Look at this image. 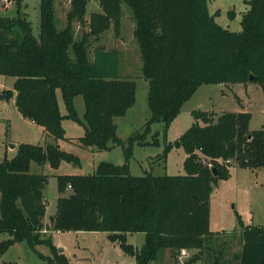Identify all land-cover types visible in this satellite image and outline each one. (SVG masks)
Here are the masks:
<instances>
[{
    "label": "trees",
    "instance_id": "16d2710c",
    "mask_svg": "<svg viewBox=\"0 0 264 264\" xmlns=\"http://www.w3.org/2000/svg\"><path fill=\"white\" fill-rule=\"evenodd\" d=\"M88 2L73 0L67 25L60 29L55 0H40L38 36L21 0L16 16L0 17V74L15 77L14 90L0 87V100L14 99L22 116L55 141H72L64 119L79 122L85 129L79 144L99 150L122 146L126 160L103 161L88 174L58 175L62 195L56 214L45 224L49 175L32 173L31 163L48 162L58 168L62 161L79 163V157L58 142L19 143L15 156L0 161V232L9 234L0 241V256L14 243L26 241L53 264H88L71 263L47 234L88 231L107 232L111 241L136 257L135 264H149L163 249L177 258L183 248L197 251L188 260L196 262L211 249L214 237L210 228L214 185L230 177L232 161L242 168L264 167V127L250 130L248 111L195 110L196 121L174 143L187 153L184 173L134 175L130 158L136 144H159V131L152 140L147 138L153 125L164 123L166 131L201 85L255 82L264 88V0H245L249 9L242 15L240 31L224 28L216 19L220 9L211 13L208 0H99L102 11L89 19ZM122 3L133 12L151 111L142 131L135 130L127 140L118 135L115 119L135 105L137 83L121 74L119 49L98 46L92 59L88 49L89 37L112 25L120 34ZM229 16L233 19L235 11ZM74 17L90 28L81 39L72 26ZM78 95L85 102L84 121L74 105ZM138 232L145 235L140 249L127 241L128 234ZM242 235L236 264H264V225L244 226ZM39 245L48 246L51 254L40 252ZM223 255H216L212 264H221Z\"/></svg>",
    "mask_w": 264,
    "mask_h": 264
},
{
    "label": "rangeland",
    "instance_id": "374dc122",
    "mask_svg": "<svg viewBox=\"0 0 264 264\" xmlns=\"http://www.w3.org/2000/svg\"><path fill=\"white\" fill-rule=\"evenodd\" d=\"M0 0V17H14L18 13L17 0ZM22 11L31 20L33 32L40 33V0H21ZM209 9L214 13L221 10L217 21L233 31L242 29L240 20L245 10L244 0H208ZM74 8L73 0H55V15L58 28L67 25L69 12ZM236 11L235 19H231L229 12ZM99 0H89L85 17L90 18L93 12H101ZM122 26L117 35L113 25L110 30L98 36L89 37V56L93 58V50L98 46L108 49L117 48L121 53V74L133 78L137 83V96L135 105L124 116L116 118L118 135L127 140L135 130L142 131V127L151 117L148 106L149 82L143 76L140 49L134 36L135 20L132 10L126 3H122ZM76 37L82 38L84 32H89L88 24H83L77 17L72 20ZM15 77L0 74V86L14 90ZM61 111L65 113L62 93L58 92ZM74 105L79 117L84 121L85 102L82 95L74 99ZM222 112L248 111L251 113L250 130L264 127V88L258 83H208L199 87L192 98L185 103L179 115L173 120L165 131L164 123H155L153 131L147 138L159 131V144L146 146L134 145L130 158V170L134 175H144L147 170L155 175H177L185 172L184 160L187 153L182 147L174 145L180 137L196 120L193 111ZM21 114L15 102L1 100L0 102V161L4 157H13L17 147L11 145L20 142L46 144L58 142L63 150L74 153L79 157V163L62 161L58 168L52 167L48 162L41 165L32 162V173H45L49 175V182L44 189L47 203L45 222H50L57 212V200L62 195L58 190L57 176L61 174H88L95 172L103 161L122 164L126 160L124 148L114 146L111 149L99 150L96 147L85 148L77 139L85 132L84 126L72 119L66 118L63 125L66 134L72 139L55 141L41 132L38 124L21 122ZM26 119V118H25ZM9 128V130H8ZM8 130V133L6 132ZM173 145L168 149V145ZM233 165V166H232ZM231 175L228 179H221L214 185L210 198L211 219L210 228L214 233L211 249L206 250L202 258L190 263L188 260L194 255L188 250V255L172 257L169 249H163L156 260L149 264H212L216 255L222 252L221 264H236L237 254L243 244V228L247 225H264V167L259 169L242 168L231 162ZM1 194V192H0ZM53 238L54 244L63 250L71 263L90 264H135L136 257L126 253L118 242H113L107 232L88 231H51L47 232ZM9 238L8 233L0 232V241ZM128 243L141 248L145 241L144 233H130ZM45 255H50L46 245L37 246ZM83 260V261H81ZM0 264H53L45 260L32 249L26 241L16 242L0 256Z\"/></svg>",
    "mask_w": 264,
    "mask_h": 264
},
{
    "label": "crops",
    "instance_id": "0c3cea01",
    "mask_svg": "<svg viewBox=\"0 0 264 264\" xmlns=\"http://www.w3.org/2000/svg\"><path fill=\"white\" fill-rule=\"evenodd\" d=\"M244 4H245V10H244V12H246L248 9H249V5H247L246 3H245V0H244ZM218 10V9H217ZM221 11V10H220ZM235 11V10H234ZM211 12V11H210ZM243 12V13H244ZM219 17V16H218ZM235 17H236V11H235V16H234V18L233 19H235ZM217 19V18H216ZM242 20V19H241ZM241 20H240V22H241ZM224 27V26H223ZM232 27V24H229V26H228V28L227 29H230ZM225 28V27H224ZM231 30V29H230ZM108 49V48H107ZM1 87V86H0ZM1 88H6V87H1ZM13 101L15 102V100L13 99ZM0 102H1V100H0ZM132 108V107H131ZM130 108V109H131ZM129 109V110H130ZM18 110V109H17ZM129 110H128V112H129ZM207 111H210V110H207ZM243 111H245V110H243ZM127 112V113H128ZM20 113V112H19ZM126 113V114H127ZM21 114V113H20ZM21 119V122H26V120L27 121H29V122H31L32 124H36L35 122H33V121H31V120H29V119H25L23 116H22V114H21V117H20ZM115 121H116V119H115ZM117 123V122H116ZM40 126V125H39ZM117 126H118V124H117ZM41 127V126H40ZM8 130H9V128H8ZM8 130L6 131L7 133H8ZM41 132H42V134L44 135V128L43 127H41ZM48 138H50V137H48ZM12 141H14L16 144V147L18 146V144L19 143H22V142H20V140L18 141V140H12ZM25 143H31V142H25ZM34 144V143H33ZM15 147V148H16ZM7 155V154H6ZM148 171V170H147ZM0 199H1V194H0ZM44 223L45 224H47V223H50V222H45V220H44ZM44 231H46V230H44ZM57 232H59V231H57ZM93 233H96V232H93ZM81 261H83V260H81Z\"/></svg>",
    "mask_w": 264,
    "mask_h": 264
},
{
    "label": "built area",
    "instance_id": "2783aa9c",
    "mask_svg": "<svg viewBox=\"0 0 264 264\" xmlns=\"http://www.w3.org/2000/svg\"><path fill=\"white\" fill-rule=\"evenodd\" d=\"M10 2H11L10 0H6V3H10ZM227 162L229 163L230 160H228ZM180 255H181V256H186V255H188V249L183 248V249L181 250Z\"/></svg>",
    "mask_w": 264,
    "mask_h": 264
},
{
    "label": "water",
    "instance_id": "95a60500",
    "mask_svg": "<svg viewBox=\"0 0 264 264\" xmlns=\"http://www.w3.org/2000/svg\"><path fill=\"white\" fill-rule=\"evenodd\" d=\"M254 79L253 75L250 76V80L252 81ZM12 148H15L16 145H11Z\"/></svg>",
    "mask_w": 264,
    "mask_h": 264
}]
</instances>
